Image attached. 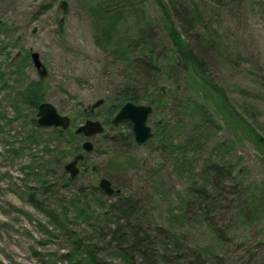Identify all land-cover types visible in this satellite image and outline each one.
I'll use <instances>...</instances> for the list:
<instances>
[{
	"label": "rangeland",
	"instance_id": "1",
	"mask_svg": "<svg viewBox=\"0 0 264 264\" xmlns=\"http://www.w3.org/2000/svg\"><path fill=\"white\" fill-rule=\"evenodd\" d=\"M171 27L185 39L210 32L217 44L206 67L250 129L215 114L204 119L170 54ZM146 40L160 53L157 72L143 65ZM30 83L44 85V102L69 116L72 130L87 119L105 126L74 182L64 166L84 140L70 144L38 125V109L22 97ZM124 87L171 94L153 108L149 143L137 144L126 125L113 129L111 108ZM251 131L264 143V0H0V264H81L70 259L74 243L91 245L103 264H125L101 238L102 203L116 200L97 193L102 178L143 202L138 222L153 239L157 225L177 234L175 244L156 239L164 241L157 264H192L202 249L208 264H264V149ZM117 155L123 168L112 164ZM211 163L230 175L212 182ZM203 185L208 204L195 193ZM182 201L191 204L188 217L173 219Z\"/></svg>",
	"mask_w": 264,
	"mask_h": 264
},
{
	"label": "trees",
	"instance_id": "2",
	"mask_svg": "<svg viewBox=\"0 0 264 264\" xmlns=\"http://www.w3.org/2000/svg\"><path fill=\"white\" fill-rule=\"evenodd\" d=\"M166 15L169 16L168 13H166ZM168 32L171 53L170 51L168 52L174 57L175 67L181 70L186 77V82L189 85L192 96L202 103L199 104V112L204 116V119L207 120L210 115L215 114L226 124L239 122L244 125L245 131L250 129L248 126L249 124L232 105L224 88L215 81L211 72H209L206 67L207 60L205 61V57L207 54L208 58L211 57L210 53L213 52L214 47L217 44L212 36L209 35L210 32L208 33L207 40L199 34H195V40L193 38L185 39L183 34L176 27H171ZM198 43L203 45V47ZM140 45L144 53L148 55V62H143L144 67L152 72H157L160 53L155 51V42L152 40H146L141 42ZM168 52L167 49L164 48L161 53L168 54ZM45 91L46 89L42 83H30L22 92V97L29 103L32 110H36L40 104L44 102ZM170 97V92L165 94L163 92L160 93V91L156 92L153 98L143 97L137 89L124 87L118 91L113 108H111V113L115 110L117 113L120 108L128 102L139 104L145 99L148 103L152 102L153 108L157 109L159 106L167 104ZM110 115L112 116V114ZM125 125L130 129L132 128L131 124L122 123L119 127H113V129L121 130ZM53 131L58 138L65 139L67 143H70L72 139L79 137L76 135L75 131L70 128L66 131L53 128ZM249 134L254 143L264 149V143L258 139V135L253 131L249 132ZM105 138L110 142L115 139L114 136H105ZM75 151L80 153L81 148H77ZM126 163L127 161L124 160V158H121V155H117L116 158L112 159V164L116 168H123ZM209 167L211 170V181L214 183L220 182L221 178L230 175V172H224L223 166H220L217 163H211ZM219 176H221V178ZM74 181L75 180L70 177L67 179V183ZM115 188L120 189L118 186ZM96 191L99 195L103 196V192L99 191L98 188ZM120 191V194L113 195L116 197L115 201L110 202L107 200L102 203L104 204L102 207L105 208L106 211L104 213L105 223L100 226L101 238L106 241V238L109 237V245L118 250L116 251V254L123 262H125V264H157L161 261L159 247L164 241L158 242L156 239L160 237L165 238V240L175 244L178 239L177 234L168 227L157 225L155 230L158 234L153 239L151 237L152 230L150 226L138 222L139 218L144 220L145 210L143 202H141L140 199H135L133 196L122 190ZM195 193L198 194V200H201V204H208V201L212 198L206 185H203ZM198 200H194L193 205ZM181 203V207H179L180 212L171 214L173 219L188 217L184 212L189 211V209L187 210L186 208L191 204L185 203V207L184 201ZM80 213L83 216H87V213ZM50 215L52 219L58 221L59 218L57 216L54 214ZM177 241L180 240L178 239ZM91 247L92 246L87 243L78 245H75L74 243V252L72 256H70L71 261L74 258L75 263H77L78 258H81V260L84 259L81 264H103V262L99 260L97 253L94 252ZM196 252L193 255L195 256V259L192 264H208V250L202 249L197 250ZM185 258L186 256H181L177 259V262L179 263Z\"/></svg>",
	"mask_w": 264,
	"mask_h": 264
},
{
	"label": "water",
	"instance_id": "3",
	"mask_svg": "<svg viewBox=\"0 0 264 264\" xmlns=\"http://www.w3.org/2000/svg\"><path fill=\"white\" fill-rule=\"evenodd\" d=\"M32 59L38 69L42 68L38 54H32ZM103 104V100H99L93 105L97 108ZM153 113V107L147 104H135L133 102L126 103L112 120V124L117 127L123 122H128L132 125V131L135 142L137 144H145L153 138L152 127L148 125L150 115ZM37 121L39 126L47 128H60L67 130L71 125V119L68 116L58 113L56 107L50 103H42L38 108ZM104 125L98 120L87 119L84 124L76 130L77 135H83L86 141L82 144V149L85 152H92L94 145L91 138L100 135L104 132ZM84 159L83 154L74 157L72 161L65 165V171L70 174L72 179L79 175L80 169L78 164ZM99 188L107 195L119 194L120 190H116L112 182L108 178H102L99 182Z\"/></svg>",
	"mask_w": 264,
	"mask_h": 264
}]
</instances>
